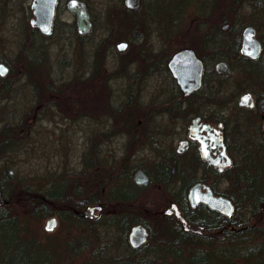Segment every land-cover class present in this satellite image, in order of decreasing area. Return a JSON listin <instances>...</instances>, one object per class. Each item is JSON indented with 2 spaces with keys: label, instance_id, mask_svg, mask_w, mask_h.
<instances>
[{
  "label": "flooded vegetation",
  "instance_id": "obj_1",
  "mask_svg": "<svg viewBox=\"0 0 264 264\" xmlns=\"http://www.w3.org/2000/svg\"><path fill=\"white\" fill-rule=\"evenodd\" d=\"M155 1L149 0L145 5V0H137V6L128 7L124 0V5L133 12L147 10L150 18V12L157 11ZM185 1L182 7L174 8L179 13L173 18L149 20L155 25L150 28L158 40H144L143 32L137 29L134 42L125 40L124 48H120L123 41L117 44L123 51L137 45L134 48L143 56L163 60L174 89L164 104L149 102L148 106L141 107L140 101L130 102L133 108L125 123L133 132L126 134L125 144L121 142L124 132L118 133L114 125L116 134L111 135V143L105 137L107 130L104 133L100 130V141L95 142L96 132L89 133L88 157L91 158L92 148H99L100 158L107 155L104 165L110 167V173L120 174L123 180H116L121 182L112 188L117 194L108 199L112 203L106 198L93 201L90 198L76 216L82 219L106 216L111 224L116 223L125 232L124 245L130 259L124 261L123 255L109 258L104 247L101 254L93 252L98 261L90 264H201L194 255L190 256L193 260L185 259L183 252L195 250L202 257L208 253V244L213 252H225L229 264H264V228L259 230L256 222H252L257 215L254 216L249 205L245 208L238 205L244 188L242 181L264 187V0H249L243 15L241 7L236 6L237 0H193L197 4L194 7L198 20L189 23L180 18L192 0ZM62 2L57 0L51 32L43 34L38 28L44 36L56 29ZM65 2L64 13L69 15L65 23L71 32V9L69 0ZM76 23L79 30L77 17ZM180 35L185 41L171 48L170 41ZM7 47L4 42L3 52H7ZM184 50H191L204 63L198 87L188 75L183 76L185 83L179 82L171 65ZM221 61L227 62L228 73L221 72ZM4 63L1 58L0 64ZM4 67L7 71L0 72V80L5 90L9 67L5 64ZM235 72L236 77L228 81ZM244 96L250 99L244 102ZM44 104L48 106L41 107ZM52 105L58 107L56 101L40 103L42 110L45 109L41 110L42 117L53 116ZM156 107L168 112L177 124L185 120L184 128L175 123V132H156L151 116ZM108 113L116 120L124 118L123 112ZM89 114L92 112L89 111L88 117ZM125 174L129 177L125 178ZM224 182L226 188L222 186ZM153 184L156 190L150 195L146 189ZM210 194L228 198L234 207L231 213H227L230 209L227 205L225 211L212 208L205 200ZM94 205L102 208L95 212L88 210ZM257 231L261 232L260 256L253 263L249 258L257 256L258 248L249 242L255 239ZM217 243L224 245L219 247ZM89 247V244L85 246Z\"/></svg>",
  "mask_w": 264,
  "mask_h": 264
},
{
  "label": "rangeland",
  "instance_id": "obj_2",
  "mask_svg": "<svg viewBox=\"0 0 264 264\" xmlns=\"http://www.w3.org/2000/svg\"><path fill=\"white\" fill-rule=\"evenodd\" d=\"M32 1L0 0V59L3 58L4 64L9 67L8 89L2 88L4 83L0 80V179L10 191L12 211L21 218L22 225L25 224L36 236L34 238L37 243L56 251L61 264L97 262L93 252L101 254L104 247L108 250L106 252L109 258L123 255L124 261L130 260L129 250L124 245L125 232L118 228L116 223L111 224L106 216L98 219H82L76 216L77 211H82L88 202L85 205L81 203L92 197L99 200L116 197L117 194L113 193L112 188L123 180L120 174L110 173V167L104 165L107 155L101 156V159L99 148L91 149L93 160L88 157V144L91 141L89 133L96 132L95 142L98 139L100 141L98 134L100 130L102 133L107 130L105 137L111 143V135L116 134L114 129L116 126L118 133L125 134L121 137L123 145L126 142V134L133 132L132 127L127 128L125 123L129 120L127 116L133 108L130 102L140 101L142 107L148 106L149 102L164 104L169 100L174 84L163 60L143 56L137 45L134 46L137 48L130 47L123 51L117 44L127 39L133 40L134 31L137 29L143 32L144 40L151 38L158 40L159 37L152 35L150 25H155L150 24L149 20H157L163 16L164 19L173 18L179 13L173 11L174 8L182 7L186 1L156 0L154 7L158 13L150 12L149 18L147 10L141 9L136 12L128 10L124 0H86L92 28L87 33H81L72 12L71 32L70 26L66 25L69 15L64 13L63 5H66V2L63 0L59 8L60 16L56 29L48 36L42 33L32 35L33 31L30 33L25 23V20L29 21L34 17ZM248 2L249 0L236 1L237 8L241 7L242 15ZM195 3L193 0L188 3L186 12L182 14L183 18L180 14L181 21L189 23L198 20ZM144 4L148 5L149 0H145ZM146 22H149L148 26ZM186 30L193 32L190 28ZM70 35L71 39H67ZM184 38L180 35L172 39L171 48L183 43ZM4 42L8 45L7 52H3ZM38 44L41 46L37 51L46 47L48 58L28 69L27 61L30 56L32 58L28 50ZM97 63L99 67L96 68ZM95 72L99 74L97 73L96 80L91 83L87 84L80 80L77 82L83 75ZM236 74L235 72L228 81L232 82ZM71 81L75 82L71 84ZM67 95L69 96L66 97ZM45 101L49 103L56 101L58 104V107L52 105L54 111L52 117H42V111L45 109L42 110L41 107L48 104L40 107V103ZM163 110L156 107L151 113L156 132H175V123L184 128L185 120H182V124H177L175 119ZM89 111L95 118L90 114L88 117ZM107 111L123 112L124 118L116 120ZM146 111L147 109L144 110ZM106 115L108 121L113 117L112 122L107 121ZM90 116L91 120H89ZM96 165H100L99 168ZM110 175L114 176V179ZM52 182L57 185L66 183L68 197L52 205L54 207L50 205L54 213L42 217L38 215L43 210L40 197L49 190L48 187ZM71 182L75 185L74 189H71ZM225 183L222 186L225 187ZM154 189L153 184L146 189V192L151 195ZM108 201L112 203V200ZM248 205L249 203L245 201L242 207ZM38 207L40 210L36 211ZM70 208L73 212L67 213ZM53 215L58 217V226L53 231H48L45 225L47 219ZM263 220L264 207L256 221L252 222H256L260 230L264 228ZM260 234L259 231L255 232V239L249 242L258 248L257 256L249 258L253 263L260 256ZM28 237L33 238V236ZM68 240L71 241V247H66ZM15 244L14 240L6 241L4 244L0 238V252L17 248L18 253H23L29 248L31 250L40 248L26 240ZM87 244L90 245L89 248H85ZM217 244L219 247L224 245ZM207 246H209L206 248L208 253L205 256L199 257V253H194L195 250L184 251L183 256L185 259L193 260L190 256L194 255L201 264H229L225 252L220 250L213 252L211 245ZM163 255L167 257V254ZM36 259L42 260V258ZM157 259L161 260L159 256ZM239 260L240 258L237 257V261Z\"/></svg>",
  "mask_w": 264,
  "mask_h": 264
},
{
  "label": "trees",
  "instance_id": "obj_3",
  "mask_svg": "<svg viewBox=\"0 0 264 264\" xmlns=\"http://www.w3.org/2000/svg\"><path fill=\"white\" fill-rule=\"evenodd\" d=\"M25 23L27 27L31 31H33L32 35H36L37 33H40L38 30V27L32 22V19L29 21L25 20ZM39 46L36 47L32 46L28 51L32 54V58L30 56V59L28 62V66L34 67V65H37L39 63H42L41 61L48 58V51L46 47H44L42 50L37 51ZM33 48V49H32ZM37 51V52H36ZM37 54H40V56H37ZM35 62V63H34ZM99 64L97 63L95 67H99ZM27 72L29 70H26ZM98 72H95L93 74H86L83 75V77H80L77 82L82 81L86 82L87 84L91 83L93 80H96V77ZM99 74V73H98ZM91 80H88V79ZM75 81H71V84ZM67 95L66 97H68ZM129 176H126L127 178ZM1 180V179H0ZM2 183V190H3V196L5 198V202L2 204V207H0V238L3 240L4 244L6 241H13L14 244L18 241L26 240L27 242L31 243L33 246L38 245L40 248L31 250H25L23 253H18L16 250H19L16 248L9 249L7 252H0V264H61V260L56 255V251L52 250L51 247H45L44 245L36 242V237L26 226L25 224L22 225L21 218L15 214L12 211L11 207V195L9 194L10 191L7 190L4 181L1 180ZM244 188L241 190L242 196L241 199L238 200V205H243L245 201L249 203V206L251 207L252 213L255 215H259V213L262 210V207L264 205V187L260 185L251 184L248 181H242ZM74 183L71 182V189H74ZM246 186V187H245ZM49 190H46L45 193L42 194L41 201H42V209L41 214L45 216L51 212L54 213L53 208L50 207V205H54L58 201H62L68 197L67 193V186L66 183L62 184H55V182L50 183V187H48ZM93 200H99L97 198L92 197ZM88 201L82 202L81 205H85ZM74 204V203H73ZM36 205V204H35ZM54 207V206H52ZM75 207V205H74ZM40 210V208H36L37 210ZM74 209V208H73ZM56 212V211H55ZM73 210L70 208L67 210V213H72ZM58 213V212H57ZM61 214L63 212H60ZM28 236H33V238H29ZM16 245V244H15ZM8 246V245H7ZM58 246V244H57ZM71 247V241L68 240L66 247ZM60 247V245L58 246ZM12 250V251H11ZM28 253H32L33 255H29ZM25 257V259H24ZM36 258H42V260H37ZM60 261V262H58Z\"/></svg>",
  "mask_w": 264,
  "mask_h": 264
},
{
  "label": "water",
  "instance_id": "obj_4",
  "mask_svg": "<svg viewBox=\"0 0 264 264\" xmlns=\"http://www.w3.org/2000/svg\"><path fill=\"white\" fill-rule=\"evenodd\" d=\"M125 4L128 7H134L138 5L137 0H125ZM69 6L71 12L76 14L77 22L79 25V31L81 33L89 32L91 30L92 23L86 2L84 0H69ZM32 8L34 14L32 22L40 29V31L43 34H49L54 24L56 8H57V0H33ZM126 44L127 43L124 41L121 42L120 48H124L125 46L122 47L121 45H126ZM0 65L4 66V64H0ZM171 65L175 69L174 70L175 75L178 77L179 82L185 83L183 76L188 75L189 77L195 79L196 81L195 87L200 86L201 84L200 77L203 72L204 63L202 60L196 58L195 55L192 54L191 50H184L179 52L176 55L175 59L171 62ZM219 65H220L219 67H223V69H221L222 73L229 72V66L227 65V62L221 61ZM2 73L4 74L5 72ZM139 172L141 174L143 173L142 171ZM196 187L197 186L192 188V194L193 192H195ZM2 193L3 192L0 183V206H2L5 200L2 196ZM205 200L209 203V205L212 208L220 211H225L224 209L225 205L230 207L227 213H231V211L234 209L233 203L224 196H215L213 194H210L209 197L205 198ZM101 208L102 206L100 205H94L88 210L95 212L97 209H101ZM58 222L59 221L57 216L55 215L51 216L50 218L47 219L45 229L48 231H53L58 226Z\"/></svg>",
  "mask_w": 264,
  "mask_h": 264
},
{
  "label": "snow or ice",
  "instance_id": "obj_5",
  "mask_svg": "<svg viewBox=\"0 0 264 264\" xmlns=\"http://www.w3.org/2000/svg\"><path fill=\"white\" fill-rule=\"evenodd\" d=\"M121 46L124 47L125 45H121ZM6 71H7V69L3 65H0V72H6ZM249 99H250V97L246 96L244 98V102H247ZM229 163H230V161H229Z\"/></svg>",
  "mask_w": 264,
  "mask_h": 264
}]
</instances>
